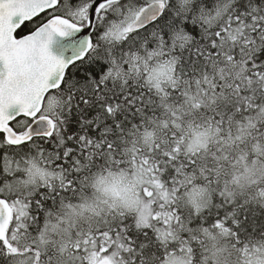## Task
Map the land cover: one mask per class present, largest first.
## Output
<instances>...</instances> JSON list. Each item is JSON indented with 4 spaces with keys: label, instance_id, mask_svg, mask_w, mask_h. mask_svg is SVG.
<instances>
[{
    "label": "snow or ice",
    "instance_id": "snow-or-ice-1",
    "mask_svg": "<svg viewBox=\"0 0 264 264\" xmlns=\"http://www.w3.org/2000/svg\"><path fill=\"white\" fill-rule=\"evenodd\" d=\"M0 264H264V0H0Z\"/></svg>",
    "mask_w": 264,
    "mask_h": 264
}]
</instances>
